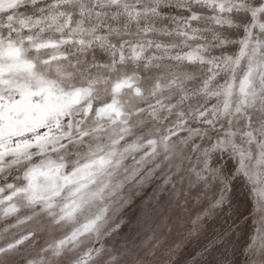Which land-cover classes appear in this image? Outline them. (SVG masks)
Instances as JSON below:
<instances>
[{"label": "snow or ice", "instance_id": "6c2138e0", "mask_svg": "<svg viewBox=\"0 0 264 264\" xmlns=\"http://www.w3.org/2000/svg\"><path fill=\"white\" fill-rule=\"evenodd\" d=\"M0 264H264V0H0Z\"/></svg>", "mask_w": 264, "mask_h": 264}]
</instances>
